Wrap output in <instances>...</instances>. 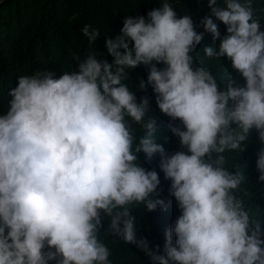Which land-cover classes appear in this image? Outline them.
Instances as JSON below:
<instances>
[{
	"label": "clouds",
	"instance_id": "9594fccd",
	"mask_svg": "<svg viewBox=\"0 0 264 264\" xmlns=\"http://www.w3.org/2000/svg\"><path fill=\"white\" fill-rule=\"evenodd\" d=\"M161 3L147 18L126 16L114 38L105 35L111 62L89 52L58 77L38 70L17 78L0 115V264H113L100 239L105 217L103 233L152 264H264V229L242 199L248 178L225 155L243 152L255 130L264 184L261 10L253 0H209L197 32L191 16L178 18L168 0ZM80 32L90 45L101 35L90 24ZM205 32L220 41L204 48L206 59L227 57L243 85L225 75L221 89L209 67H194ZM141 65L149 74L140 89L152 88L179 138L174 154L157 143L150 98L138 102L126 83ZM140 153L159 157L180 211L162 247L137 237L138 207L167 210L159 173L142 166Z\"/></svg>",
	"mask_w": 264,
	"mask_h": 264
},
{
	"label": "trees",
	"instance_id": "16d2710c",
	"mask_svg": "<svg viewBox=\"0 0 264 264\" xmlns=\"http://www.w3.org/2000/svg\"><path fill=\"white\" fill-rule=\"evenodd\" d=\"M1 1V0H0ZM177 13L178 18L185 14L191 16L197 32H204L200 21L209 16L211 9L209 0H168ZM220 0H218V4ZM254 7L261 16L262 30H264V0H253ZM162 7L161 0H4L0 2V115L6 114L11 97L9 91L16 87L17 78L31 75L38 70H51L57 77L64 71H73L76 67L74 56L81 60L89 52L103 54L109 62L112 57L105 48V35L114 38L123 27L122 21L126 16L143 15L152 9ZM220 32L226 35V27L219 21ZM90 24L97 28L101 35L96 44H89L81 34L80 29ZM220 41L213 40L210 33H204V40L197 46L193 55L195 66L206 65L217 77L221 89L225 81L221 78L229 75L238 79L243 85L245 81L231 66L227 57L206 59L205 47H218ZM164 68L163 64L157 65ZM149 68L143 65L133 69L126 81L130 90L134 92L137 101L145 96L150 98L151 113L157 122L156 139L162 144L169 155L181 150L180 141L172 132L170 118L163 115L155 102V94L150 86L141 90V80L147 82ZM176 125L180 122L176 121ZM137 136L142 135L138 126L134 125ZM167 141V143H165ZM243 147V146H242ZM259 144L258 134L252 131L246 149L237 153H226L228 167L238 171L248 178L243 186L247 197H242L245 207H251V213L264 229V184L258 182L256 171L257 152ZM139 160L148 170L155 169L160 176V198L167 204V210L157 209L148 212L143 206L138 207L134 215L137 217V237L145 238L150 246L165 243V230L174 223L180 215L174 197L169 195L170 181L164 179L163 172L158 167L159 157L148 159L143 153ZM108 218H104V229L100 239L112 252L110 260L113 264H152L149 257L134 245H126L110 234L103 233L107 230Z\"/></svg>",
	"mask_w": 264,
	"mask_h": 264
},
{
	"label": "water",
	"instance_id": "95a60500",
	"mask_svg": "<svg viewBox=\"0 0 264 264\" xmlns=\"http://www.w3.org/2000/svg\"><path fill=\"white\" fill-rule=\"evenodd\" d=\"M2 1H4V0H1L0 2H2Z\"/></svg>",
	"mask_w": 264,
	"mask_h": 264
}]
</instances>
